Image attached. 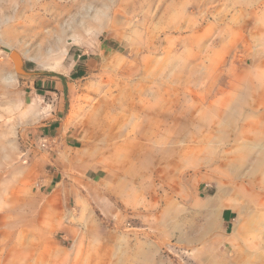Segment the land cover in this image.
Listing matches in <instances>:
<instances>
[{"label": "rangeland", "instance_id": "rangeland-1", "mask_svg": "<svg viewBox=\"0 0 264 264\" xmlns=\"http://www.w3.org/2000/svg\"><path fill=\"white\" fill-rule=\"evenodd\" d=\"M56 81L85 146L150 171L152 199L41 198ZM195 189L240 222L203 233ZM139 231L144 264H264V0H0V264H138L111 235Z\"/></svg>", "mask_w": 264, "mask_h": 264}, {"label": "crops", "instance_id": "crops-1", "mask_svg": "<svg viewBox=\"0 0 264 264\" xmlns=\"http://www.w3.org/2000/svg\"><path fill=\"white\" fill-rule=\"evenodd\" d=\"M68 91V83L65 85L58 81L55 82L53 91H47L58 100V109L52 121L42 130L44 138L53 141V151L48 152L46 157L49 173L45 188L48 191L45 192L48 195L41 198L66 199V205L72 199L74 201L76 199H152L150 171H145L144 167L137 163L132 164L128 156L125 159L121 157L118 166H112L111 157L103 148L98 145L86 147L81 130H77L74 123H68L67 118H63V99ZM92 155L95 156L96 161L87 164L86 157ZM222 195L221 190H218L214 195L202 196L199 190L195 189V193L190 197V199L206 201L203 233L213 232L216 228L217 215H220L221 227L226 231L235 217L239 222L242 219L241 210L236 216L237 210L234 207L221 204ZM113 211L114 209L111 208L109 212ZM66 216L70 217L68 208H66ZM233 224L236 225V223ZM68 229H70L69 226ZM237 231L239 230H236V233ZM239 234L242 235V233ZM111 237L119 242L125 240L129 246H133L137 253L138 264H144L145 260H150V252L143 251L145 246L150 245V239L144 232L114 233Z\"/></svg>", "mask_w": 264, "mask_h": 264}, {"label": "water", "instance_id": "water-1", "mask_svg": "<svg viewBox=\"0 0 264 264\" xmlns=\"http://www.w3.org/2000/svg\"><path fill=\"white\" fill-rule=\"evenodd\" d=\"M16 51H11L10 55L12 58H14V63H15V67H16V70L19 72V73H24L25 72V69H24V65H23V62H22V59L21 57H15L14 56V53Z\"/></svg>", "mask_w": 264, "mask_h": 264}, {"label": "bare ground", "instance_id": "bare-ground-1", "mask_svg": "<svg viewBox=\"0 0 264 264\" xmlns=\"http://www.w3.org/2000/svg\"><path fill=\"white\" fill-rule=\"evenodd\" d=\"M14 56L17 57V58L20 57V55H19L17 52L14 53ZM13 60H14V58H13ZM236 223H237V222H236ZM237 227H238V226H237ZM234 230H235V229H234ZM235 231H236V230H235Z\"/></svg>", "mask_w": 264, "mask_h": 264}, {"label": "built area", "instance_id": "built-area-1", "mask_svg": "<svg viewBox=\"0 0 264 264\" xmlns=\"http://www.w3.org/2000/svg\"><path fill=\"white\" fill-rule=\"evenodd\" d=\"M46 141H47V138H45V141L43 142V145H44V146H45V145H46V143H47Z\"/></svg>", "mask_w": 264, "mask_h": 264}]
</instances>
